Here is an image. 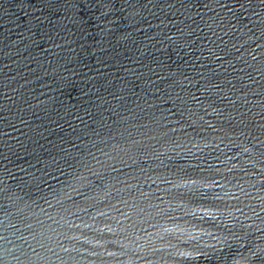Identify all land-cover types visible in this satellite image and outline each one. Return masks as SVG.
<instances>
[{
    "label": "water",
    "instance_id": "obj_1",
    "mask_svg": "<svg viewBox=\"0 0 264 264\" xmlns=\"http://www.w3.org/2000/svg\"><path fill=\"white\" fill-rule=\"evenodd\" d=\"M0 264H264V0H0Z\"/></svg>",
    "mask_w": 264,
    "mask_h": 264
}]
</instances>
